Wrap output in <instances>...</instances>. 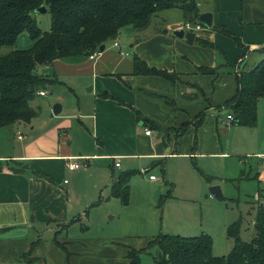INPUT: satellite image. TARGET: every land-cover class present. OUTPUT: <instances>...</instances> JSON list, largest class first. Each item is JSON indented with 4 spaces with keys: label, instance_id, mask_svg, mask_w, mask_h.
<instances>
[{
    "label": "crops",
    "instance_id": "0c3cea01",
    "mask_svg": "<svg viewBox=\"0 0 264 264\" xmlns=\"http://www.w3.org/2000/svg\"><path fill=\"white\" fill-rule=\"evenodd\" d=\"M196 7L199 13H212V25L201 24L203 33L196 34V30L191 44L184 38L168 37L163 33L124 35L132 42L129 46L132 56L138 55L149 66L174 71L178 75L174 83L156 75L132 74L131 60L116 72L121 60L109 57L104 50L106 45L93 58L55 60L41 65L35 74L46 76L53 84L67 85L62 78L65 76L72 81V92L84 99V112L78 108V113L91 119L92 135L98 144H94L93 153L79 148L74 151L67 123L61 115L56 117L62 120L59 124L55 123L27 142L8 141L11 153L0 154V264H28V258H35L36 263L32 264H128L126 253L131 246L130 239L138 235L136 227L107 228L99 235H91L87 225L74 229L77 220L84 218L85 204L71 198L82 173L79 170L95 157L111 159L116 169L114 174L118 175L122 164L119 162L115 166L116 158L152 159L188 155L193 159L196 153L221 154L222 136L212 110L214 107L222 108L223 102L234 94V73L238 68H251L264 59V53L260 52V48L264 47H261L264 44V0H196ZM184 21L173 18L170 25L173 30L182 29L177 24L183 25ZM217 25L230 30L240 43H234L231 37L220 34L215 29ZM148 28L136 31L141 33ZM197 38L209 43L202 44ZM114 41L119 44L116 47L118 52L123 51L119 36ZM255 56L257 60L251 59ZM201 65L214 67L217 74L199 72L197 67ZM77 78H89L92 83L89 90H95V93H84L82 96L75 93ZM141 87L167 95L176 87L179 98L170 95L175 101L170 111L161 105L160 100L139 93L137 89ZM42 90L44 95L38 94V91L36 95L43 97L48 93L47 88ZM106 91L110 97L101 96ZM59 95L57 93L56 97ZM135 110L141 115L140 121ZM202 110L205 116L198 127L193 123L181 135L175 133L174 143H182L183 150H168L163 135L149 126L150 121L161 125L171 123L169 128L173 127L176 131L182 122ZM33 119L29 123L19 121L13 125H30ZM145 129L151 132L146 134ZM190 132V137H184ZM15 133L19 140H23L19 130ZM191 141H196L193 150ZM259 154L257 158L264 166V152ZM69 157L85 165L70 170L66 166ZM91 170H83V175H88ZM67 173L71 175L70 181L65 178ZM256 178L264 183V171L257 172ZM105 181V184L93 181L91 190L109 186L111 177Z\"/></svg>",
    "mask_w": 264,
    "mask_h": 264
},
{
    "label": "rangeland",
    "instance_id": "374dc122",
    "mask_svg": "<svg viewBox=\"0 0 264 264\" xmlns=\"http://www.w3.org/2000/svg\"><path fill=\"white\" fill-rule=\"evenodd\" d=\"M177 9H167L153 15L149 28L141 33L131 26L123 27L118 36L123 51L127 52L126 55L118 52L113 46V40H108L105 43V53H108L109 57L121 60L116 72L121 69L124 63L131 60L133 54L129 47L132 42L129 37L125 39L124 35L134 33L144 36L146 33L149 35L154 33L162 35L163 33L167 34L168 37H173V29L170 25L172 19L185 20L181 11ZM31 15L42 30H49L50 13L47 7L45 12H39L35 9ZM177 26L184 28L179 23ZM164 30L168 31L164 32ZM203 30L204 28L199 29L196 34L203 33ZM219 33L230 38L221 32ZM230 39L232 40V38ZM31 44L32 41L28 33L22 32L17 37L13 48H27ZM8 50H10L9 47H4L0 49V52H7ZM73 58L84 60L83 58L86 57ZM251 59L257 60V57ZM63 60L67 59L61 61ZM41 67V65L37 66L34 72H38ZM62 78L69 87L63 83L51 84L47 88L48 93L45 96L35 95L30 101L31 106L39 108L37 117L33 119L30 125L19 124L0 128V154L11 153L12 148L8 141L27 142L35 135L49 130L55 123L59 124L62 120L56 117L60 115L64 117L63 121L67 123V133L70 136L69 141H73L74 151L79 148L84 152H94L92 151L93 146L98 142L92 135L91 119L89 117L84 118L78 113V108L84 112L82 110L84 99L76 97L72 92L71 88L73 87L71 85L73 83L68 76ZM88 79L77 78L75 80L78 91L75 89V93H79L81 96L84 93L87 95L95 93V90H89L92 83ZM141 89L144 88L141 87ZM57 93L60 94L58 97H56ZM139 93L142 94V92ZM170 95L179 98L176 87L171 89ZM56 103L61 104L62 111L53 114L52 107ZM161 105H163L162 102ZM87 107L89 108V106ZM166 108L169 109L168 106ZM212 111L218 119V130L222 136L221 149L219 150L221 154L196 153L193 160L188 155L118 160L122 164L119 171H135L129 181L130 194L127 204L121 203L118 198L110 197L108 185L95 187L91 190L90 185L93 181L105 184V180L111 176V168L114 173L116 169L112 166L111 159L95 157V159L90 160L88 165L79 170L82 173L76 191L71 194L73 200L76 199L85 204L82 212L84 218L77 220L73 226L74 229L80 228L81 225H87V231L91 232V235H99L103 230L106 232L107 228L136 227L138 235L129 241L130 245L135 248L146 245L148 239L158 232L184 236L206 233L212 237V253L214 255H227L233 246V240L226 235V227L232 221L240 219L239 236L244 241H250L254 236L253 220L256 210L264 199V197L262 200L260 199L261 194L264 193V183L256 178L257 172L264 171V166L257 158V155H261L259 152H264V97L258 101L257 123L253 128L232 123L223 125L222 120L226 118L228 109L214 107ZM169 126L171 123H165L162 125L163 129L159 131L163 135V140L168 143L166 148L170 151L183 150L182 143L178 145L174 143L176 131ZM16 130H19L24 136L23 140L16 137ZM191 132L184 137H190ZM160 137L162 136L160 135ZM193 145L194 142L191 141L192 150L194 149ZM91 168L92 170L88 175H83V170ZM150 174L154 176V179L149 178ZM65 178L70 181L71 175L67 173ZM213 185L220 187L222 199H217L209 192V188ZM85 190L87 192H83ZM88 201L89 203H87ZM70 234H74L72 230ZM154 253V248L141 252L140 263L154 264Z\"/></svg>",
    "mask_w": 264,
    "mask_h": 264
},
{
    "label": "trees",
    "instance_id": "16d2710c",
    "mask_svg": "<svg viewBox=\"0 0 264 264\" xmlns=\"http://www.w3.org/2000/svg\"><path fill=\"white\" fill-rule=\"evenodd\" d=\"M40 5H45L50 13L49 30H42L31 15ZM173 8L182 10L185 21L195 22L199 15L195 0H0V49L10 48L7 52H0V127L19 121L29 123L38 115L39 110L33 108L30 101L37 91L48 88L53 81L44 75L35 74L37 66L55 60L89 57L95 50L100 51L102 44L116 39L123 27L145 29L153 15ZM215 28L240 43L239 38L223 25ZM22 32L28 33L31 46L13 48ZM197 41L209 43L199 38ZM260 52L264 53V47L260 48ZM131 63L134 75H156L171 83L177 81L178 75L174 71L149 66L136 54L132 56ZM214 69L204 65L197 67L204 74H217ZM234 74L236 90L221 106L229 108L233 114L231 123L253 128L257 123L258 100L264 97V59L251 68L240 67ZM137 90L160 100L170 109L175 106L174 99L167 94L141 88ZM101 96L111 95L106 91ZM134 112L140 121L139 111ZM204 116L202 110L190 120L182 122L176 135H181L193 123L198 127ZM149 126L157 131L163 129L161 124L154 121H150ZM134 172L127 170L116 175L111 170L109 196L127 204L129 181ZM261 196L264 197V194ZM240 221L234 220L226 227V235L233 240L227 255L212 253V237L209 234L184 236L160 232L148 239L141 248L128 246V264H141L140 253L151 248L155 249L154 264H264V199L256 210L254 236L250 241L240 238ZM34 262L35 258L27 259L28 264Z\"/></svg>",
    "mask_w": 264,
    "mask_h": 264
},
{
    "label": "water",
    "instance_id": "95a60500",
    "mask_svg": "<svg viewBox=\"0 0 264 264\" xmlns=\"http://www.w3.org/2000/svg\"><path fill=\"white\" fill-rule=\"evenodd\" d=\"M36 11L39 12H45L46 11V6L45 5H40ZM197 20L203 24L204 26L210 27L212 25V13L209 11H204L199 13ZM164 32H167V30H164ZM172 35L179 37V38H184L187 43L191 44L194 40L195 33L192 31H185L184 29H175L172 31ZM105 45L102 44L99 48L100 51L104 49ZM53 113L58 114L61 111V104L56 103L52 107ZM209 192L211 195L216 197L217 199H222V193L220 190V187L218 185H213L209 188Z\"/></svg>",
    "mask_w": 264,
    "mask_h": 264
},
{
    "label": "built area",
    "instance_id": "2783aa9c",
    "mask_svg": "<svg viewBox=\"0 0 264 264\" xmlns=\"http://www.w3.org/2000/svg\"><path fill=\"white\" fill-rule=\"evenodd\" d=\"M183 26H184V28H182V29H184L185 31L188 30V31H192V32H195L196 30H199L202 27L200 22H198V21L191 22V21H188V20L184 21ZM113 45L115 47L119 46L117 41H114ZM97 53H98V50H95L92 54L89 55V58H93ZM119 53L120 54H125V55L127 54V52H124L122 50ZM38 94L44 95L45 92L43 90H40V91H38ZM233 118H234L233 114L228 112L227 115H226V118L222 120V124L223 125H228V123H231ZM150 132L151 131L149 129H145V133L146 134H149ZM18 137H20V136H18ZM83 164L85 165V163H83V162L72 161V158L69 157L67 159L66 166L68 167V169L73 170V169H77V168L81 167V165H83ZM114 164H115V166L119 165V161H118L117 158H116V161H115ZM150 177L153 178L152 175Z\"/></svg>",
    "mask_w": 264,
    "mask_h": 264
}]
</instances>
